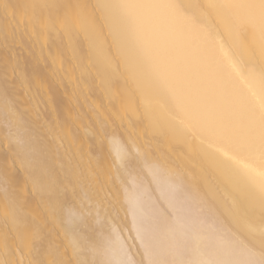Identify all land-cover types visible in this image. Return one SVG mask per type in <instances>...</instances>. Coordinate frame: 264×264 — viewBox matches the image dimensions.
I'll list each match as a JSON object with an SVG mask.
<instances>
[{"label":"bare ground","instance_id":"obj_1","mask_svg":"<svg viewBox=\"0 0 264 264\" xmlns=\"http://www.w3.org/2000/svg\"><path fill=\"white\" fill-rule=\"evenodd\" d=\"M0 264H264V0H0Z\"/></svg>","mask_w":264,"mask_h":264},{"label":"rangeland","instance_id":"obj_2","mask_svg":"<svg viewBox=\"0 0 264 264\" xmlns=\"http://www.w3.org/2000/svg\"><path fill=\"white\" fill-rule=\"evenodd\" d=\"M257 154H260V152H259V153L257 152ZM260 156H262V155L260 154ZM260 156H259V157H260ZM224 202L226 203V201H224ZM241 208H242V209H241ZM241 208H240V209L243 210L242 212H245V211H246V209H245L244 207L241 206ZM249 209H254V210H252V212H256V211H255V210H256V207H254V206L251 207V208H249ZM141 217H142L143 219L146 218V216H144V215H142Z\"/></svg>","mask_w":264,"mask_h":264}]
</instances>
